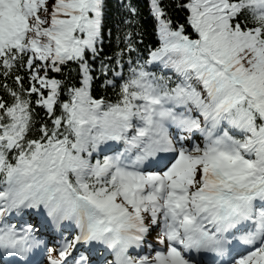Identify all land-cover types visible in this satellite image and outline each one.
<instances>
[{
  "label": "snow or ice",
  "instance_id": "1",
  "mask_svg": "<svg viewBox=\"0 0 264 264\" xmlns=\"http://www.w3.org/2000/svg\"><path fill=\"white\" fill-rule=\"evenodd\" d=\"M121 10L0 0V264H264V0Z\"/></svg>",
  "mask_w": 264,
  "mask_h": 264
},
{
  "label": "trees",
  "instance_id": "2",
  "mask_svg": "<svg viewBox=\"0 0 264 264\" xmlns=\"http://www.w3.org/2000/svg\"><path fill=\"white\" fill-rule=\"evenodd\" d=\"M108 6H109V12L108 15L112 17L109 21H107L108 26L112 30V37L111 40H105L104 45H103V53L102 56H112L114 51L117 50V44H116V26L119 23L120 19L122 16H126L127 13L121 10L120 13H117L116 11V6L118 3H124L127 4L131 2L132 4H135L139 7L141 16L142 18H146L149 23L146 25L147 32L149 33L148 35L144 36V43L145 44H150V45H155L157 43V37L154 31V21L152 17L149 15V0H107ZM178 0H165V3L168 5H174L177 3ZM182 2V0H180ZM171 16L173 17L174 20H179L181 23H183V18H184V11L174 8L170 12ZM143 48L144 45H141ZM94 67H99V59L97 60L96 64ZM103 77H101V80ZM100 81H95L93 85V94L94 95H104L107 98H114V92L111 89H104L101 88L100 86Z\"/></svg>",
  "mask_w": 264,
  "mask_h": 264
}]
</instances>
